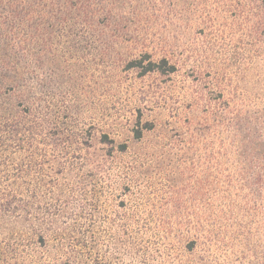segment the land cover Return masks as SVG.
<instances>
[{
	"label": "rangeland",
	"instance_id": "374dc122",
	"mask_svg": "<svg viewBox=\"0 0 264 264\" xmlns=\"http://www.w3.org/2000/svg\"><path fill=\"white\" fill-rule=\"evenodd\" d=\"M11 2L0 44L34 56L38 116L71 141L2 153L1 190L60 197L87 262L262 264L264 0ZM146 55L176 72L129 68ZM139 121L155 129L137 141Z\"/></svg>",
	"mask_w": 264,
	"mask_h": 264
},
{
	"label": "trees",
	"instance_id": "16d2710c",
	"mask_svg": "<svg viewBox=\"0 0 264 264\" xmlns=\"http://www.w3.org/2000/svg\"><path fill=\"white\" fill-rule=\"evenodd\" d=\"M11 1L9 0L10 13L14 15ZM34 60V56L29 53L13 52L8 42L0 44V155L26 150L36 153L38 145L58 146L71 141L57 123L48 128L47 121L38 116L44 114L42 111H48L50 104L45 100L43 92L35 95L30 86L31 78L26 77L29 71L33 73L31 64ZM129 68H141L143 75L151 72L169 75L177 70L176 65L171 64L168 59L156 62L150 55L132 61ZM41 86L44 87L43 83ZM154 129V123L146 122L142 126L139 121L134 139L140 141L144 137V131ZM105 138L107 140V136ZM263 145L264 132L261 131L255 140V152ZM127 148V144H122L119 152H125ZM0 165L4 163L0 162ZM40 167L43 168L44 165ZM262 175L258 173V169L255 170L256 181L263 183ZM41 186L49 188L45 181ZM26 191V196L16 191H3L0 184V264H104L100 259L90 257L87 262L79 257L84 253L79 250L89 251L90 248L89 242L77 234L84 235L88 229L75 228L70 232L58 226L59 218L65 216L60 197L45 201L37 190ZM197 240L189 241L186 245L190 254L195 253ZM258 256L264 264V253L256 258ZM196 260L210 264L204 256L197 257Z\"/></svg>",
	"mask_w": 264,
	"mask_h": 264
}]
</instances>
